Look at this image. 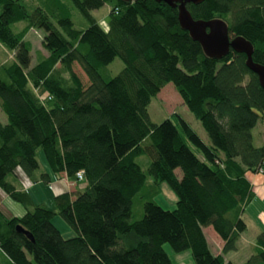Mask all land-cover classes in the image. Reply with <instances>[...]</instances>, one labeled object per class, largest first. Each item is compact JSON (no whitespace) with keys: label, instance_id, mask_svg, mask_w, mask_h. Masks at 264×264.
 Returning <instances> with one entry per match:
<instances>
[{"label":"trees","instance_id":"obj_1","mask_svg":"<svg viewBox=\"0 0 264 264\" xmlns=\"http://www.w3.org/2000/svg\"><path fill=\"white\" fill-rule=\"evenodd\" d=\"M68 1L30 10L25 0H0V49L13 53L0 60L7 117L0 120V191L26 209L21 217L0 209V264H172L166 243L190 251L196 264H234L224 253L237 249L247 229L242 214L255 196L248 174L264 162V87L246 54L207 56L165 2ZM106 4L107 29L92 14ZM187 8L196 20L227 22L264 65V0H203ZM72 10L85 29L74 26ZM37 28L49 33L51 53L32 65L26 35ZM116 59L123 68L112 75ZM169 83L209 141L179 113L153 122L149 105ZM39 151L54 176L77 187L56 195L53 208L35 204L19 179L22 172L33 183L51 182L48 173L38 176ZM145 154L147 171L137 162ZM162 183L177 197L172 209L155 201ZM55 216L76 235L66 239ZM208 227L224 242L221 254L212 251ZM244 264H264V233Z\"/></svg>","mask_w":264,"mask_h":264},{"label":"rangeland","instance_id":"obj_2","mask_svg":"<svg viewBox=\"0 0 264 264\" xmlns=\"http://www.w3.org/2000/svg\"><path fill=\"white\" fill-rule=\"evenodd\" d=\"M66 3H69L68 0H63ZM28 8L31 10L32 8L36 6H42L43 8H46L47 5V0H25L24 2ZM110 8L106 4L102 6L101 8L94 10L92 12L93 16L99 20L100 24L102 25L103 28L107 29L108 28V15H109ZM72 20L74 22V26L77 29H85L87 27V21L82 17V15L77 11V10H72ZM52 21L58 24L56 18H52ZM49 33L47 32L46 29L44 28H37V29H31L29 33L26 35V40L30 41L32 44V65H35L40 57L42 56H47L51 53L49 46L47 45V37ZM13 58V53L9 52L8 50L1 48L0 49V60L5 61L6 58ZM75 71L79 76L84 80V82L87 81V77L85 76L84 72L80 68L79 65L74 66ZM123 68V64L119 59H116L110 66L109 69L112 72V75H117ZM149 113L150 116L155 123H161L167 118H170L171 115L175 113H179L184 119H186L191 126L194 128V130L206 141H209L208 135L206 131L204 130L203 126L201 123L195 118V116L189 111L188 107L184 104L183 99L181 98L179 92L175 88V86L172 83L167 84L159 93L156 97L152 98V101L149 105ZM0 120L4 123L7 122V117L3 113V111L0 109ZM263 126L261 123H258V127H256L254 131V137L255 141L254 143L256 145H259L261 142L260 137H259V131L263 130ZM264 139V138H263ZM260 140V141H259ZM39 159L42 165L44 164L46 168H48V165L46 163L45 157L43 152L39 151ZM150 157L145 154L137 158V162L142 166V168L147 171V168L150 163ZM256 174L264 175V173L256 172ZM31 183H33L31 181ZM22 186V185H21ZM261 193V194H260ZM264 189H260V192L257 196V198L253 199L251 204H249L248 208L246 209V212H248L252 217H256V222H258V225H261L258 219V215L262 209H264ZM39 202L38 200H36ZM155 201L161 205L165 209H172L175 207L177 197L171 190V188L168 186L167 183H162L161 185V194H159L156 198ZM4 206L7 209V211L12 212L15 216H19L20 214L25 213V209L23 205L20 203L16 202L13 200L11 197H8L5 202ZM47 205H49V208L53 207V203L51 200L46 202ZM264 211V210H263ZM246 213V214H248ZM263 221L261 223L264 226V216H263ZM53 223L54 225L61 230L63 233L64 237L71 238L74 237L75 231L70 228V226L60 217V216H55L53 218ZM249 234L254 232L252 227H249L248 230ZM264 233V232H262ZM210 237V235H209ZM211 242V247L213 249L215 248H220V244H218L213 240L212 237L209 238ZM248 240L246 242H241V248L237 252L235 251H230L228 253V257H230L233 262L235 263H242V261H246L247 256L251 255L253 250L251 251L248 247ZM165 249L173 254L172 256L175 258L174 254H179L175 252L171 245L169 243L165 244ZM184 252V251H183ZM222 253V251H221ZM224 253V254H227ZM250 253V254H249ZM175 264L177 262L175 261ZM182 264V263H181Z\"/></svg>","mask_w":264,"mask_h":264},{"label":"crops","instance_id":"obj_3","mask_svg":"<svg viewBox=\"0 0 264 264\" xmlns=\"http://www.w3.org/2000/svg\"><path fill=\"white\" fill-rule=\"evenodd\" d=\"M262 136L264 137V131H262ZM41 173H48L50 175L51 182L49 184H44L42 181L31 183V180L28 177H26L22 172H19V179L21 180L22 184L24 185V187L26 188V190L30 194V196H31V198L35 204H43L44 203L47 205L46 202L51 200L53 203V207H54V205H55L54 204V197L56 195H58L60 193H64V192L75 193L77 191V187H76V184L74 182H70L66 178L65 175L54 176L51 173L49 167L46 168V166L44 164L42 165L40 172H38V176ZM248 177L252 183L253 191L255 193V196H254V199H255V198H257V196L260 192V189H262V190L264 189V175H260V174H256V173H249ZM9 179L13 183L18 184V181L15 178H9ZM84 185L85 184L81 182L80 186H84ZM8 197L9 196L6 193L0 191V209L6 216H15L12 212L7 211V209L4 206V204H5L4 202ZM36 200H38L39 202H37ZM47 206H49V205H47ZM248 206L245 208V211L242 214V218L247 224V229L244 233H242L241 237L239 238L238 243H237V249L235 250V252L240 250V248L242 246L241 242L244 243V242H246V240H248L247 242H248L249 249L251 251L252 250L254 251L255 247H256L257 237L262 232H264V226L261 223V221H263L262 218L264 216V211H263L264 209H262L258 215V219H259V222L261 224V225H258V222H256L257 218L252 217L248 212H246V209L248 208ZM25 213H26V209H25ZM246 213H248V214H246ZM23 215L20 214L19 216H23ZM249 227H252V229L254 230V232H252L251 234H249V232H248ZM204 232L206 234V237L209 241L210 246H211V242L209 239L210 237H212L213 240L217 244L219 243L221 246L219 249L218 248L213 249L211 247L213 253L221 254L224 242L220 239V237L214 232V230L211 227L205 228ZM209 235H210V237H209ZM219 244H218V246H219ZM168 254L171 258L172 264H175V261L177 262V264H181V263L182 264H196L190 251H184V252H181L179 254H174L175 258L172 256L173 254H171L170 252H168ZM227 255H228V253L224 254L225 259L233 262V260L230 257H228ZM250 256L251 255H248L247 259ZM233 263L239 264V263H235V262H233ZM244 263H245V261H242V263H240V264H244Z\"/></svg>","mask_w":264,"mask_h":264},{"label":"water","instance_id":"obj_4","mask_svg":"<svg viewBox=\"0 0 264 264\" xmlns=\"http://www.w3.org/2000/svg\"><path fill=\"white\" fill-rule=\"evenodd\" d=\"M129 1V0H123ZM165 2L172 8L178 9V19L181 27L188 31L194 41L201 44L205 54L211 58L221 59L226 56L230 50L244 53L247 56L246 64L259 78V82L264 87V65L253 60L254 46L244 37L234 36L230 33L227 22L222 19H213L209 21L196 20L192 17L187 8V4H199L203 0H156ZM17 230L26 234L31 240L33 236L18 226Z\"/></svg>","mask_w":264,"mask_h":264},{"label":"built area","instance_id":"obj_5","mask_svg":"<svg viewBox=\"0 0 264 264\" xmlns=\"http://www.w3.org/2000/svg\"><path fill=\"white\" fill-rule=\"evenodd\" d=\"M259 172L260 173H264V162H263V166H262V168L260 169ZM76 177H77L78 181H80V182L83 181V179H84L83 172L82 171L78 172L77 175H76Z\"/></svg>","mask_w":264,"mask_h":264}]
</instances>
